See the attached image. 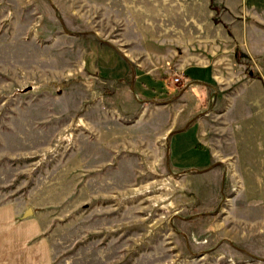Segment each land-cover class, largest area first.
<instances>
[{
    "label": "rangeland",
    "instance_id": "374dc122",
    "mask_svg": "<svg viewBox=\"0 0 264 264\" xmlns=\"http://www.w3.org/2000/svg\"><path fill=\"white\" fill-rule=\"evenodd\" d=\"M93 1L0 0V204L15 203L20 219L32 209L53 264H264V236L236 231L237 183L224 176L206 195V176L178 169L216 161L192 148L191 130L169 135L174 110L181 120L195 101L182 95L184 71L203 78L195 67H205L200 109L231 103V134L246 137L238 166L264 161V58L242 50L243 39L258 44L251 28L264 33L256 13L234 7L240 0H220L233 10L215 0L135 1L131 13L117 0L91 11ZM98 20L105 25L93 27ZM94 34L151 82L92 78V58L102 71L120 69L89 52Z\"/></svg>",
    "mask_w": 264,
    "mask_h": 264
},
{
    "label": "crops",
    "instance_id": "0c3cea01",
    "mask_svg": "<svg viewBox=\"0 0 264 264\" xmlns=\"http://www.w3.org/2000/svg\"><path fill=\"white\" fill-rule=\"evenodd\" d=\"M93 1V0H92ZM135 1H143L144 3L147 0H117L118 10L123 12L131 13V3ZM156 3L160 4L162 0H154ZM216 3L221 4L225 7H229L228 3H221L220 0H215ZM242 0L236 2L234 7H239V5H248L250 9L256 13L255 21L258 26H264V0ZM93 5L91 6V11H104L109 12L110 8L115 6L116 0H94ZM212 2L215 4L214 0ZM141 3V2H140ZM211 4V3H210ZM262 5V7H261ZM211 7V6H210ZM231 7L230 10L235 9ZM140 14H137L138 20L141 18H146V14H142V10L139 9ZM145 11V10H144ZM143 11V12H144ZM158 10H156L157 12ZM235 11V10H234ZM259 12L262 16H260ZM131 19V16H129ZM129 21V20H128ZM129 24V23H128ZM125 25L126 27L136 26V25ZM105 24L97 21L92 23L93 27H100ZM254 27V26H253ZM256 33L257 43L260 44L264 41V33L257 30L256 28H251V33ZM94 40L91 41V47L89 52H97L102 54L103 58L114 59L120 66L119 70H100V66L97 60L91 59L90 66L88 68L87 62L84 64V70L87 72V68L91 71L90 76L92 78H97L100 80H106L103 76V73L114 72L116 76H111L112 78L107 81L117 82L123 80L124 78L132 76L131 85L140 86L145 85L146 82H151L152 79L149 77L141 75V71L138 68H134L133 71L129 65L121 58L119 51L108 46H101L100 41L97 40L96 34L91 36ZM154 42V40H142L140 42ZM244 49L243 52L250 55L252 58H264V49L258 44L254 45L255 40L250 42V47L246 48L248 41L243 39ZM155 42H167L166 40H155ZM110 43V42H107ZM246 49V50H245ZM85 53V56L88 57L90 53ZM104 63H106L104 61ZM108 69H111L108 67ZM184 71V77L188 81L187 87L184 93L191 94L192 98L195 99L194 104L192 105V111L186 116L181 117L184 121V126L178 128L180 121L178 118L179 110H174V113L171 115L170 123L174 122V129L169 135L174 133H180L187 130L192 131V148L198 150H208L211 154L212 162L216 161L215 165L210 166V163H197L195 169H178L182 172L192 173L189 177L195 179H202L207 177L205 182H202L199 189L204 187L206 195L210 192V189H215L216 186L221 188L224 176L228 181L232 183H237L235 191L230 192V198L234 205L239 207L240 211H236L237 217L235 221H239L236 231H241L242 233L251 234L255 236H264V161L258 159H252L248 161L250 165H245L242 169L237 164V157L239 156V147H242L243 138H246L244 135H232L231 134V124L227 120V116L231 110V103L224 105L219 104L215 101L212 105V108H201V101H197L200 98H205V93L200 89V87L206 86V68L205 67H195L202 71L203 78L189 77L188 70ZM86 73V74H87ZM113 75V74H112ZM114 77V78H113ZM162 80V79H161ZM164 80V79H163ZM166 81V80H165ZM130 85V87H131ZM130 93L132 90L130 88ZM134 95V94H133ZM181 95V96H182ZM135 99L138 100V96L134 95ZM150 97V96H148ZM171 104V103H170ZM205 104V102H204ZM133 106L134 110L137 108V101L135 103L132 101L130 104ZM217 118V119H215ZM225 119V121H224ZM222 120L226 124H220ZM172 126H166L163 130L165 131V137L169 131H171ZM177 131V132H175ZM167 135V140L170 136ZM252 140L258 138H251ZM168 149V142H167ZM243 149V148H242ZM254 153V152H253ZM247 154V153H246ZM251 154V152L249 153ZM232 158L231 164H223V159ZM219 162V164H217ZM219 169V170H216ZM231 169V174L229 175V170ZM177 171V170H176ZM215 172L213 176L210 173ZM208 176L210 178H208ZM199 181V180H197ZM229 187V188H231ZM205 195V196H206ZM240 201V203H238ZM237 202V203H236ZM231 204V202H230ZM21 210L16 207V204L13 202H7L0 204V264H53L52 262V252L50 247V241L48 237L42 235V229L39 224L36 223V219L33 217H23L19 218V212ZM23 211H25L23 209Z\"/></svg>",
    "mask_w": 264,
    "mask_h": 264
},
{
    "label": "trees",
    "instance_id": "16d2710c",
    "mask_svg": "<svg viewBox=\"0 0 264 264\" xmlns=\"http://www.w3.org/2000/svg\"><path fill=\"white\" fill-rule=\"evenodd\" d=\"M211 8L213 9V10H217V7L213 4V3H211ZM236 57H239V56H241V53H240V51L238 50V49H236ZM246 74L247 75H249L251 78H255V79H261V76H260V74H258V73H256V72H253V71H248V72H246ZM224 180V179H223Z\"/></svg>",
    "mask_w": 264,
    "mask_h": 264
},
{
    "label": "water",
    "instance_id": "95a60500",
    "mask_svg": "<svg viewBox=\"0 0 264 264\" xmlns=\"http://www.w3.org/2000/svg\"><path fill=\"white\" fill-rule=\"evenodd\" d=\"M32 214V209H27V210H25V212H24V217H28V216H30Z\"/></svg>",
    "mask_w": 264,
    "mask_h": 264
},
{
    "label": "built area",
    "instance_id": "2783aa9c",
    "mask_svg": "<svg viewBox=\"0 0 264 264\" xmlns=\"http://www.w3.org/2000/svg\"><path fill=\"white\" fill-rule=\"evenodd\" d=\"M173 81H174L175 83H178V82L180 81V77H176V78H174Z\"/></svg>",
    "mask_w": 264,
    "mask_h": 264
}]
</instances>
